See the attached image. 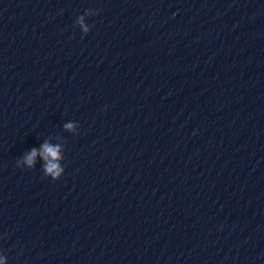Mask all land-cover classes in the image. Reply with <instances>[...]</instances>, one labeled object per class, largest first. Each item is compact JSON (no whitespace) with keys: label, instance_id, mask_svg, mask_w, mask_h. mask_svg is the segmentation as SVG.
Returning a JSON list of instances; mask_svg holds the SVG:
<instances>
[{"label":"clouds","instance_id":"9594fccd","mask_svg":"<svg viewBox=\"0 0 264 264\" xmlns=\"http://www.w3.org/2000/svg\"><path fill=\"white\" fill-rule=\"evenodd\" d=\"M77 23L83 34H87L90 31V27L85 24L84 16L77 18ZM76 124L69 122L64 124V128L68 131H74ZM62 147L59 144H52L45 141L39 149L32 148L30 152L23 156L22 163L27 165L28 169H33L36 164V157L40 156L43 161V173L46 177H51L52 180H58L64 172V168L61 166L59 161L63 159L61 156ZM17 167L21 168V161H17ZM0 264H5L4 258H0Z\"/></svg>","mask_w":264,"mask_h":264}]
</instances>
